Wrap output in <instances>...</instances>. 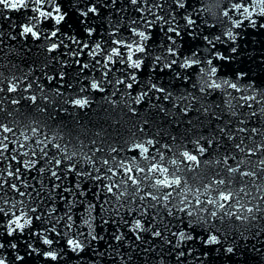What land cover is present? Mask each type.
<instances>
[{
	"label": "snow or ice",
	"instance_id": "obj_1",
	"mask_svg": "<svg viewBox=\"0 0 264 264\" xmlns=\"http://www.w3.org/2000/svg\"><path fill=\"white\" fill-rule=\"evenodd\" d=\"M65 249H264V0H0V264Z\"/></svg>",
	"mask_w": 264,
	"mask_h": 264
},
{
	"label": "water",
	"instance_id": "obj_2",
	"mask_svg": "<svg viewBox=\"0 0 264 264\" xmlns=\"http://www.w3.org/2000/svg\"><path fill=\"white\" fill-rule=\"evenodd\" d=\"M69 11H71V9H69ZM10 15L15 16L16 14L10 13ZM81 115L83 116L84 113H81ZM77 223H80V221L77 220ZM124 231H126V229H124ZM257 247L259 248V245H257ZM130 254L133 255L132 264H155L156 253H151L147 257H142L138 252ZM87 256V253H81L80 257H82V259H80L77 258L76 253H68L65 249L64 260L61 261L60 264H86L88 259ZM166 259L168 258L166 257ZM229 259L231 260V264H264V249L255 252H246L242 258L231 257ZM39 264H51V262L44 261L42 258H39ZM98 264H117V262L115 258L102 256L100 257ZM206 264H221V261L219 258L213 260V258L210 256L209 261L206 262Z\"/></svg>",
	"mask_w": 264,
	"mask_h": 264
},
{
	"label": "clouds",
	"instance_id": "obj_3",
	"mask_svg": "<svg viewBox=\"0 0 264 264\" xmlns=\"http://www.w3.org/2000/svg\"><path fill=\"white\" fill-rule=\"evenodd\" d=\"M21 2H22V0H13V6H16V4L21 3ZM49 255H51V254H49Z\"/></svg>",
	"mask_w": 264,
	"mask_h": 264
}]
</instances>
